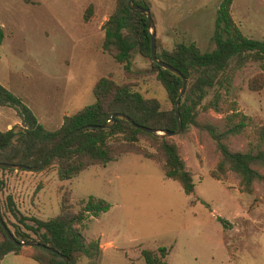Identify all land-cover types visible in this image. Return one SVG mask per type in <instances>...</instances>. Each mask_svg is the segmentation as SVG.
I'll return each mask as SVG.
<instances>
[{
	"label": "rangeland",
	"instance_id": "1",
	"mask_svg": "<svg viewBox=\"0 0 264 264\" xmlns=\"http://www.w3.org/2000/svg\"><path fill=\"white\" fill-rule=\"evenodd\" d=\"M146 1L157 51L191 42L201 52L214 49L222 0ZM115 5L116 0H0V86L21 104H0L1 132L25 127L22 106L45 130L54 131L63 117L93 103L98 79L126 81L122 67L102 50V26ZM231 15L244 36L264 42V0H233ZM131 64L146 74L132 80L135 89L156 99L161 110H169L172 104L149 73V60L133 53ZM261 73L258 63H250L235 73L230 92H221L224 107L235 102L248 118L244 131L226 142L231 151H250L255 144L252 129L264 126V82L259 91L248 87ZM211 98L212 91L202 104ZM224 116L199 109L196 120L222 130ZM172 140L192 174L191 195L166 179L155 162L129 153L69 181L58 180L54 166L38 172H0V204L45 221L59 214L63 195L69 196L73 212L89 197L102 199L108 210L79 227L85 239L98 242L100 264H145L141 251L159 247L168 250V264H264V183H255L254 193L247 195L231 172L212 179L218 159L215 142L193 126L182 128ZM138 146L153 151L144 141ZM260 173L264 175V169ZM31 253V248H21V255H6L0 264H37L28 258Z\"/></svg>",
	"mask_w": 264,
	"mask_h": 264
},
{
	"label": "trees",
	"instance_id": "2",
	"mask_svg": "<svg viewBox=\"0 0 264 264\" xmlns=\"http://www.w3.org/2000/svg\"><path fill=\"white\" fill-rule=\"evenodd\" d=\"M232 2L222 0L218 5L212 36L215 46L213 50L201 52L191 42L177 44L171 51H157L159 45L156 42V58L179 71L187 81L179 106L182 128L193 126L207 133L215 142L218 159L210 177L221 180L231 172L238 179L242 193L251 195L255 183H264V175L260 173L264 169V126L258 125L252 129L255 144L250 151H231L226 142L244 131L248 118L237 110L235 102L224 107L221 104V92L227 95L232 88L235 73L250 63H258L262 73L252 78L248 87L251 91L262 88L264 42L242 34L231 15ZM133 3L149 9L146 0H134ZM102 30V50L122 67L126 81L119 84L111 77L98 79L92 90L93 103L73 115L63 117L60 127L54 131L45 130L29 110L22 106L25 127L0 131V163L36 167L61 138L76 129L92 126L61 144L48 157L41 170L54 166L58 180L69 181L91 167H105L122 155L134 153L155 162L165 178L177 182L185 195L193 194L192 174L186 169L172 138L144 133L121 119H116L110 129L95 128L105 125L112 115L122 114L141 127L174 132V102L181 87L179 78L151 61L146 17L132 13L127 7V0H116L115 9L103 24ZM133 53L149 60L152 69L149 73L163 87L172 104L169 110H161L156 99L145 98L135 89L133 81L146 74L144 71L133 70ZM211 91L212 98L202 104ZM4 103L21 106L16 98L0 86V104ZM199 109L224 113L222 130L196 120ZM141 141L146 142L153 151L148 152L146 147L138 146ZM12 171L0 168V172ZM3 189L0 183V191ZM71 208L69 196L63 195L59 214L48 220L22 216L11 204L5 208L0 204V218L16 241H36L57 252L55 254L47 249L31 248L32 253L28 258L37 264H63L58 254L66 257L68 264H100L101 248L98 242L85 239L79 227L88 218L106 212L108 204L102 199L89 197L80 203L78 212H73ZM10 217L16 223L11 222ZM9 254L21 255V248L8 240L0 226V263ZM167 254L165 247L155 251H141L145 264H168Z\"/></svg>",
	"mask_w": 264,
	"mask_h": 264
},
{
	"label": "water",
	"instance_id": "3",
	"mask_svg": "<svg viewBox=\"0 0 264 264\" xmlns=\"http://www.w3.org/2000/svg\"><path fill=\"white\" fill-rule=\"evenodd\" d=\"M134 0H127V7L128 9L135 14H142L145 15L146 20H147V32L149 34V39H150V58L151 61L153 63H155L157 66H159L160 68L170 72L171 74H173L174 76H176L177 78H179L181 80V87L179 89L177 98L175 99L174 102V109H175V119H176V130L174 132H167V131H156L154 129H149V128H145V127H141L139 125L134 124L128 117L122 115V114H115L112 115L110 120L107 121V123L103 126H98L95 127L96 129H102V130H107L112 128L115 123H116V119H121L124 120L126 122H128L131 126H133L135 129H138L144 133L147 134H151V135H157L160 137H166V138H172L174 136H177L181 133L182 131V122H181V117L179 114V106L181 103V99L184 96L185 90H186V85H187V81L185 79V77H183L181 75V73L179 71H177L176 69H174L173 67L169 66L168 64L161 62L160 60H158L156 58V35H155V26L151 17V13L149 9L146 8H141L139 6L134 5ZM92 128V126H85L82 127L80 129H76L74 131H72L71 133L67 134L66 136H64L63 138H61L48 152L47 154L44 156V158L42 159V161L33 168H28L25 167L23 165H18V164H6V163H0V168L2 169H6V170H14V171H30V172H38L40 171L46 160L48 159V157L61 145L63 144L65 141H67L68 139H70L71 137H73L74 135H76L77 133H79L80 131L86 130V129H90ZM0 226L2 227L6 237L8 238V240L16 247H20V248H43V249H47L50 252H53L55 254H57L56 251H54L51 248L45 247L43 244H40L39 242L36 241H27V242H18L14 239L13 235L8 231V229L5 227V225L3 224V221L0 218ZM58 256L63 260V264H68V259L60 254H58Z\"/></svg>",
	"mask_w": 264,
	"mask_h": 264
},
{
	"label": "crops",
	"instance_id": "4",
	"mask_svg": "<svg viewBox=\"0 0 264 264\" xmlns=\"http://www.w3.org/2000/svg\"><path fill=\"white\" fill-rule=\"evenodd\" d=\"M101 251H102V250H101ZM5 257H6V256H5ZM5 257H3V259H4ZM22 257H25V256H22ZM3 259H2V260H3Z\"/></svg>",
	"mask_w": 264,
	"mask_h": 264
}]
</instances>
